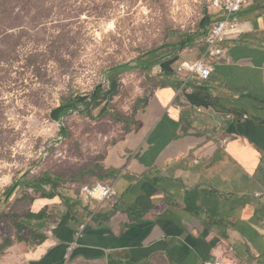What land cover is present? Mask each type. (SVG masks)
I'll list each match as a JSON object with an SVG mask.
<instances>
[{
    "label": "crops",
    "instance_id": "1",
    "mask_svg": "<svg viewBox=\"0 0 264 264\" xmlns=\"http://www.w3.org/2000/svg\"><path fill=\"white\" fill-rule=\"evenodd\" d=\"M239 20L245 35L201 85L176 70L203 48L159 60L135 128L77 178L114 184L115 203H88L53 173L17 181L18 216L44 240L19 241L14 227L0 264H264V0Z\"/></svg>",
    "mask_w": 264,
    "mask_h": 264
},
{
    "label": "rangeland",
    "instance_id": "2",
    "mask_svg": "<svg viewBox=\"0 0 264 264\" xmlns=\"http://www.w3.org/2000/svg\"><path fill=\"white\" fill-rule=\"evenodd\" d=\"M218 18L186 1L0 0L1 212L26 213L27 188L10 191L41 173L69 190L91 184L76 181L135 128L161 85L144 65L202 49ZM62 131L66 141L48 149Z\"/></svg>",
    "mask_w": 264,
    "mask_h": 264
},
{
    "label": "built area",
    "instance_id": "3",
    "mask_svg": "<svg viewBox=\"0 0 264 264\" xmlns=\"http://www.w3.org/2000/svg\"><path fill=\"white\" fill-rule=\"evenodd\" d=\"M181 1L196 5L206 4L209 6V10L219 17L209 25L199 42L200 48L204 49L202 58L196 63H184L176 72L179 77L185 79L186 84L196 81L201 85L210 80L218 65L228 62L229 51L225 45L245 35L246 29L242 26L239 16L250 9L256 0H172V5L178 6ZM65 141L61 135L48 149L57 150ZM57 155L58 157L62 156L59 152ZM81 193L86 202H97L99 206L113 204L119 198L118 191L112 183L96 182L84 185L81 188ZM74 247L75 245H72L69 251L71 252ZM207 264L230 263L217 259Z\"/></svg>",
    "mask_w": 264,
    "mask_h": 264
},
{
    "label": "trees",
    "instance_id": "4",
    "mask_svg": "<svg viewBox=\"0 0 264 264\" xmlns=\"http://www.w3.org/2000/svg\"><path fill=\"white\" fill-rule=\"evenodd\" d=\"M205 32H204V34H205ZM204 34H203V36H204ZM191 45H193V43L185 44V45H182L181 47L186 49V48H189ZM157 62H158V60L156 61V63L152 62V61H148L147 64L144 65V68H146L147 71H150V68L155 66L157 64ZM122 69H125V68H122ZM148 102H149V100H147L145 102V105H147ZM72 111L73 110H70V113ZM68 112H69V110H68ZM48 178H52V177L50 175H43L36 182L43 184V185H52L54 187L53 180L48 179ZM19 186H20V184L18 182H15L13 188L10 191L11 196L16 192V190ZM43 215H44V213H40L38 215L28 214L25 216V219H27V220L39 219ZM10 219L14 223V227L17 229V239L19 241H32V242L39 244L44 240L43 236L42 237H36L35 235L33 236V233L29 229V227L22 224V220H21L20 216H18V215H12L11 216L9 213L1 212V209H0V237H2L5 241L4 245L0 247V254L4 253L12 245V242H13L11 235H10V224H9Z\"/></svg>",
    "mask_w": 264,
    "mask_h": 264
}]
</instances>
